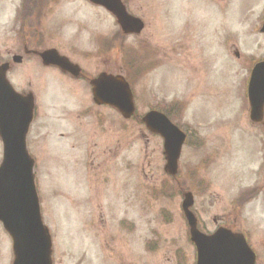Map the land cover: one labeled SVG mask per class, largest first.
I'll list each match as a JSON object with an SVG mask.
<instances>
[{
    "label": "rangeland",
    "instance_id": "obj_1",
    "mask_svg": "<svg viewBox=\"0 0 264 264\" xmlns=\"http://www.w3.org/2000/svg\"><path fill=\"white\" fill-rule=\"evenodd\" d=\"M15 1L0 0V57L15 48ZM85 1L27 0V48L57 49L91 78L123 73L137 47L139 61L152 66L133 82L136 117L168 110L188 142L171 179L159 136L92 107L87 85L24 57L10 77L35 98L27 149L54 263L78 264L87 250L80 264H174L180 249L193 264L180 208L190 191L202 230L222 224L243 233L264 264V134L249 121L245 94L252 64L264 57V0H170L168 8L165 0H124L146 24L136 37ZM178 39L185 51L163 61ZM11 263L0 226V264Z\"/></svg>",
    "mask_w": 264,
    "mask_h": 264
},
{
    "label": "water",
    "instance_id": "obj_2",
    "mask_svg": "<svg viewBox=\"0 0 264 264\" xmlns=\"http://www.w3.org/2000/svg\"><path fill=\"white\" fill-rule=\"evenodd\" d=\"M90 1L106 7L116 17L124 33H138L141 30L139 20L127 15L119 0ZM56 56L55 51L41 54L45 64L62 63V68L67 70L69 64ZM5 68H0V85H5L0 87V138L3 144L0 222L12 239L13 264H51V240L41 220L33 175L34 162L25 146V136L32 121L33 99L15 94L3 82ZM93 85L97 104L115 106L125 118L130 117L133 111L132 97L122 78L102 75ZM248 100L250 119L255 123L260 122L264 107V62L256 64L251 72ZM143 122L163 138L165 171L175 175L185 135L166 117L155 112L147 114ZM192 205V196L186 194L182 209L190 227L191 240L197 249V264H255V255L241 235L222 228L211 236L198 232L189 210Z\"/></svg>",
    "mask_w": 264,
    "mask_h": 264
},
{
    "label": "flooded vegetation",
    "instance_id": "obj_3",
    "mask_svg": "<svg viewBox=\"0 0 264 264\" xmlns=\"http://www.w3.org/2000/svg\"><path fill=\"white\" fill-rule=\"evenodd\" d=\"M121 1L124 4V6L126 7V10L128 11V6H127L126 2L124 0H121ZM214 1L216 2L217 0H214ZM85 2H87L88 5H91L93 7H97V6L89 3L88 0H86ZM26 3H27V0H16L15 2L12 3L14 8L12 10L10 19H11V29H12V33L14 35V37L12 39H13V41H15V48H13L11 50H7L0 57V66L2 64H6L5 78L7 80V83L9 85L10 89L13 90L14 92H16L17 94H21V95L29 94V93H31V91L28 88L17 87L14 84V82H12V79L10 77L11 73L15 69H17L21 63H23L24 57H26V56L37 57L38 60L40 61V63L42 64V61L39 58V54L41 53V51L36 50L33 47L30 49L27 48V47H29V45L32 44V42L30 41L29 37L26 36L27 35L26 34L27 33L26 15H25ZM165 3H166V8H168L170 0H165ZM130 13L132 14L133 12L131 11ZM138 17L141 18L140 16H138ZM141 19L143 20V18H141ZM143 22H144V20H143ZM143 30H144V28H143ZM142 31L139 33L140 35H141ZM139 34H136V35L140 36ZM136 35H133V36L136 37ZM120 37L122 39L121 35H120ZM181 40L182 39H178V41H176L175 47H170L168 45V48H167V46L164 48V51H166V52H165V57H164L165 59H163V61L166 60L167 58L170 59V57H171L170 54H172V55L175 54L177 50H179L178 52L185 51L186 45L184 43H182ZM55 50H57V49H55ZM21 51H24V56L20 55ZM35 51H36V53H34ZM59 57L66 59L67 61H69V63L71 62L67 58V56H64L60 53H59ZM138 57H139V55L137 53V47H134L133 57L130 61V67H131V71H132V75L134 77V80L140 78L141 74H142V76H143V74H146L148 72V70L151 69V66H152V63L148 62L149 60L143 63L142 61L141 62L139 61ZM169 59H167V60H169ZM163 61H162V64L164 65ZM74 65L76 67L75 66L72 67L70 72H65L57 66H44L43 65V67L56 70L59 73H62L63 75H65L64 77H66L68 79L77 78L75 80H79V82H82L83 84L87 85L89 96H90V92H91V84H92L91 81L94 80L98 74H107V75H112V76H117V75L122 74V72L113 74V73L102 71V72H99L94 77L89 78L87 76V74L85 72H83L82 68H80L76 64H74ZM19 86H21V85H19ZM133 87H134V84H133ZM81 88H83V86L80 87L79 89H81ZM92 105H93L92 107L97 108V109L100 107L106 108V106H97L94 103H92ZM135 123L137 124L136 121H135ZM103 148H104V152H105V145L103 146ZM210 233L211 232H206L205 234H210ZM99 247L101 249V252L104 254L105 258H107V257L109 258L110 255L107 252H105V250L108 249L107 246L106 245H100ZM174 258H175L174 264H182L181 260L183 261L184 264H186L184 262L186 256H185V254H182V251H180V249H177V251L174 254ZM81 259L84 262L88 259L87 258V250H85L83 252ZM52 261H53V258H52ZM53 264H55L54 261H53ZM127 264H131V263H127Z\"/></svg>",
    "mask_w": 264,
    "mask_h": 264
}]
</instances>
